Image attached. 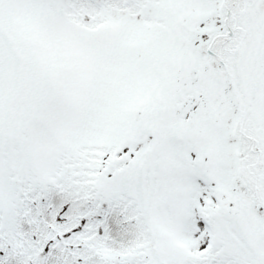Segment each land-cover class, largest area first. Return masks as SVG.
I'll use <instances>...</instances> for the list:
<instances>
[{"label": "snow or ice", "instance_id": "obj_1", "mask_svg": "<svg viewBox=\"0 0 264 264\" xmlns=\"http://www.w3.org/2000/svg\"><path fill=\"white\" fill-rule=\"evenodd\" d=\"M0 264H264V0H0Z\"/></svg>", "mask_w": 264, "mask_h": 264}]
</instances>
